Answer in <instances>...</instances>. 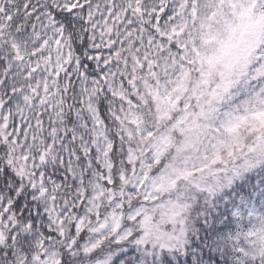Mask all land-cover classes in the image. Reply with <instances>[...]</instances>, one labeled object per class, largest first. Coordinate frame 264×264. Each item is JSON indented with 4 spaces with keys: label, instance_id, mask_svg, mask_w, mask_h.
Here are the masks:
<instances>
[{
    "label": "snow or ice",
    "instance_id": "6c2138e0",
    "mask_svg": "<svg viewBox=\"0 0 264 264\" xmlns=\"http://www.w3.org/2000/svg\"><path fill=\"white\" fill-rule=\"evenodd\" d=\"M0 264H264V0H0Z\"/></svg>",
    "mask_w": 264,
    "mask_h": 264
}]
</instances>
